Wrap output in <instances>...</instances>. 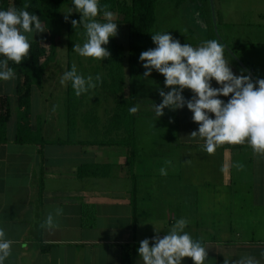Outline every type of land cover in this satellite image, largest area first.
I'll list each match as a JSON object with an SVG mask.
<instances>
[{"label":"crops","instance_id":"obj_1","mask_svg":"<svg viewBox=\"0 0 264 264\" xmlns=\"http://www.w3.org/2000/svg\"><path fill=\"white\" fill-rule=\"evenodd\" d=\"M213 2L219 20L230 27L252 23L261 27L264 22V0ZM173 10L191 26L201 20L205 38L186 41L206 40L198 5L184 3ZM226 44L237 46L234 54L255 79L264 78V52L255 51L259 43L237 39ZM225 59L233 73L239 74ZM158 80L161 85L156 84ZM163 80L153 71L149 79H140L139 86L147 95L149 89L163 88ZM8 84L15 86V79L0 82V103H17L10 99L14 92L11 96L4 91ZM187 91L183 96L190 98ZM98 95L93 98L99 99ZM96 104L97 128L91 126L94 118L79 123L76 141L103 140L106 117L100 116L101 105ZM33 126L40 127L45 141L65 139V134L61 139H48L49 126L38 122ZM197 128L186 108L173 117L136 119V156L129 165H124L127 152L123 147L52 144L43 147L40 157L37 146L16 144L13 136L0 144V227L14 241L6 264H120L121 246L139 245L145 238L151 242L154 231L162 237L180 218L188 221L185 231L208 251L206 264H224V259L245 255L260 258L264 252V154L254 153L246 142L225 143L207 153L203 141L188 137ZM143 129L149 131L140 138ZM88 165H109V175L77 178L78 168ZM162 167L165 176L160 175ZM55 208L63 210L56 218L58 227L42 228L44 218ZM160 221L165 222L163 226ZM41 245L50 247L44 251ZM134 264H141L137 251ZM182 264L192 262L184 258Z\"/></svg>","mask_w":264,"mask_h":264},{"label":"clouds","instance_id":"obj_2","mask_svg":"<svg viewBox=\"0 0 264 264\" xmlns=\"http://www.w3.org/2000/svg\"><path fill=\"white\" fill-rule=\"evenodd\" d=\"M74 12L80 19L79 22L71 20V27H82L84 40L82 44H73L72 51L100 62L109 59L106 46L117 35L115 14L101 5L100 0H71L64 14L66 22ZM98 14L102 15L101 20L96 19ZM43 32L40 17L26 8L0 9V82L15 78L9 62L19 65L28 58L33 37ZM150 38L154 47L142 51L139 62L144 69L141 78L149 79L153 71L164 78L163 88H157L160 103H152L155 116L162 117L165 109L174 112L186 108L198 125L188 137L203 141V150L207 153H213L217 146L225 143L246 142L254 153L264 154V78L253 81L243 69L234 74L225 59L224 44L217 39L193 46L181 44L169 31H157ZM100 82V74L84 76L75 65L63 72L60 80L62 85L70 83L77 97L88 94ZM184 90L191 92L190 98L183 96ZM138 110L139 105L128 109L129 114ZM159 171L161 176L167 175L166 168ZM62 212L60 208L53 209L40 226L55 229L58 227L56 218ZM159 223L163 226L165 222ZM187 224L185 218L177 219L162 237L160 231L153 230L155 235L151 242L148 238L141 240L136 249L141 264H182L184 258H189L192 264H206L208 251L199 239H193L185 231ZM13 243L0 227V264H6ZM262 261L264 252L260 253V258L245 255L235 260L224 259V264H262Z\"/></svg>","mask_w":264,"mask_h":264},{"label":"trees","instance_id":"obj_3","mask_svg":"<svg viewBox=\"0 0 264 264\" xmlns=\"http://www.w3.org/2000/svg\"><path fill=\"white\" fill-rule=\"evenodd\" d=\"M163 2L173 5L174 8H178L184 3L198 5L199 15L206 26V40L216 39L212 28L208 0H129L128 2L120 0H100L101 5H106L107 9L115 14V22L118 25L124 26L127 30L126 49L113 38L109 40L106 47L110 52V57L104 60V74L101 75V82L97 87L96 95L103 94L106 97H111L113 102L107 120L108 122L103 130L105 131V135L103 136V140H75L79 123L86 122L89 118H94L95 123L90 124L94 128H97L98 120L95 115L98 106L96 103H99V99L93 98L96 101L86 106L89 101L88 97L90 92L77 97L70 83H66L64 104L65 139L49 142L43 139L40 127L33 126L30 109V91L32 88L41 90L46 70L55 63L57 58L59 42L57 38L59 36H63L65 39L67 57L65 71L71 69L70 55L73 52L71 49L72 45L82 44L84 40L83 28H72L71 20L79 22L80 16L74 12L68 18L67 22L64 16L60 17V12L63 9L66 11L65 14L67 13L68 8L71 6V0H0V9L26 8L28 11L40 17L46 34L45 40H34L31 42L28 58L23 60L19 65L9 62V67L16 73L13 97L17 101L14 104L16 108V121L12 142L37 146L40 157L43 147L52 144L123 147L127 152L124 165H129L136 156L137 142L134 132L136 119L140 117L157 118L154 112L138 110L135 114H129L128 109L133 105H139V108H143L152 105V103L157 105L160 103L159 97L145 95L142 86H139V81L144 71L139 62V55L142 51L154 47L150 35L157 32L155 29L157 7ZM215 17H218L217 12H215ZM96 19L101 20L102 15L98 14ZM42 43L47 44V48ZM180 43L197 46L201 42L191 43L182 41ZM227 46L233 53L237 49L236 45ZM225 56L236 68L241 70L239 65L227 53H225ZM94 73L96 75L98 71L96 70ZM5 99L8 100V97L5 96ZM175 114L176 111L173 112L165 109L162 117H173ZM12 115L13 112L11 111L10 104L0 103V144H5L10 141L7 132L8 123ZM110 168L109 165L81 166L78 168L76 176L77 178L92 176L107 177ZM38 192L40 193L41 189ZM40 196L41 193L38 194L37 198ZM134 202V198L132 197L133 207L135 206ZM134 218L135 213H133ZM138 246V244L121 246L122 258L120 264H134L135 252ZM40 247L41 250L45 251L50 246L41 245Z\"/></svg>","mask_w":264,"mask_h":264},{"label":"rangeland","instance_id":"obj_4","mask_svg":"<svg viewBox=\"0 0 264 264\" xmlns=\"http://www.w3.org/2000/svg\"><path fill=\"white\" fill-rule=\"evenodd\" d=\"M215 1V0H214ZM230 1H238V0H230ZM189 5L188 3H186ZM213 2V6H214ZM191 5V4H190ZM192 8V6H191ZM173 5L169 3H162L159 4L157 7V22H156V28L159 29V31H169L170 34L180 42L182 41H198L203 40L204 32L201 30L203 26L200 28L201 20L195 21V23L190 25V23L181 21L179 15L175 13L173 10ZM215 11V9H214ZM65 9H63L60 12V17L64 16ZM218 16V15H217ZM217 18V31L219 37L226 43V42H235L237 39H244L246 42L248 41H254L259 43V46H256L255 51H262L264 52V22L261 27L254 26L253 23L251 26H242L235 25L234 27H230L225 24L224 21H220L218 17ZM253 17H250L249 19L253 21ZM196 22L199 23V26L196 24ZM241 23V22H240ZM122 27V28H121ZM188 29L192 30V34L188 33ZM44 33V32H43ZM43 33H40L38 35H35L33 37L34 40H41ZM126 38H127V30L124 26L117 24V35L115 38H113L118 44H121L124 49H126ZM64 37L59 36L57 38L58 42V51H57V58L53 65H51L47 70L46 74L43 78V86L41 90H37L35 88H32L30 91V109H31V115H32V122L33 125L38 123L45 124L46 126H49L51 129L48 131V133H45V137L48 139H56V138H63L65 134V87L66 83L62 85L60 83L61 76L63 72H65L66 68V45L64 42ZM238 42V41H237ZM45 48H47V44L44 45ZM70 62L72 65H75L77 68V71L81 73L84 76L87 75H93L94 71H98V74L103 75L104 71V60L97 61L92 58H84L77 55L74 51L70 55ZM94 76V75H93ZM158 85H161V81L158 80L156 83ZM214 87V86H213ZM5 92L9 93L10 95L14 92V84H8L5 87ZM97 92V88L92 90L89 95V101L88 103L92 102V98L95 96V93ZM146 94L154 97L159 96L157 92V88L149 89L146 91ZM191 94L190 91H187V95ZM12 96V95H11ZM99 103L101 106H99V114L102 118L106 120L104 124H107L108 116L111 112L112 108V99L111 97H106L104 95H98ZM189 98L188 96L186 99ZM14 99V98H10ZM225 99V98H222ZM96 101V100H95ZM11 106V111L13 112L12 118L8 123V132L7 136L11 138L14 135V126H15V115H16V108L15 103H9ZM142 110H154L152 105L146 106L143 108H139ZM153 123V122H152ZM149 130L145 131L143 129L142 131H139L138 136L140 138H143L144 135L147 134Z\"/></svg>","mask_w":264,"mask_h":264},{"label":"water","instance_id":"obj_5","mask_svg":"<svg viewBox=\"0 0 264 264\" xmlns=\"http://www.w3.org/2000/svg\"><path fill=\"white\" fill-rule=\"evenodd\" d=\"M208 3H209L210 15H211V23H212V28H213L215 38L218 40V42L224 44L225 51L231 57V59L234 62H236V64L239 65L241 69L245 70L246 75H249L253 79V81H255V77L252 75V73L248 71L245 65L236 57V55L231 51V49L226 45V43L219 37L218 31H217V22H216V17H215L213 0H208Z\"/></svg>","mask_w":264,"mask_h":264}]
</instances>
